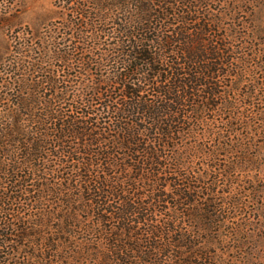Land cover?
Listing matches in <instances>:
<instances>
[{
  "label": "trees",
  "instance_id": "obj_1",
  "mask_svg": "<svg viewBox=\"0 0 264 264\" xmlns=\"http://www.w3.org/2000/svg\"><path fill=\"white\" fill-rule=\"evenodd\" d=\"M219 1L61 0L75 72L0 77V264H264L261 28Z\"/></svg>",
  "mask_w": 264,
  "mask_h": 264
},
{
  "label": "rangeland",
  "instance_id": "obj_2",
  "mask_svg": "<svg viewBox=\"0 0 264 264\" xmlns=\"http://www.w3.org/2000/svg\"><path fill=\"white\" fill-rule=\"evenodd\" d=\"M209 3L215 12L224 9L219 0H209ZM241 4L242 9L237 11L248 20L253 17L261 28L255 32L259 52L254 61L257 69L241 86L243 101H246L249 77L264 82V0H243ZM67 16L61 0H0V77L5 71L18 73L19 60L30 63L33 69L37 66L35 72L41 74L75 72L74 68H66L62 58ZM259 103H263L261 99Z\"/></svg>",
  "mask_w": 264,
  "mask_h": 264
}]
</instances>
